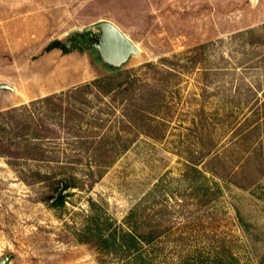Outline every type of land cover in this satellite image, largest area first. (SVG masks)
<instances>
[{
  "label": "rangeland",
  "instance_id": "374dc122",
  "mask_svg": "<svg viewBox=\"0 0 264 264\" xmlns=\"http://www.w3.org/2000/svg\"><path fill=\"white\" fill-rule=\"evenodd\" d=\"M60 2L73 19L45 40L0 31V261L264 264V0ZM102 20L138 48L119 68L90 45ZM54 39L71 52H45ZM115 74L110 96L68 94ZM235 172L246 187L215 174ZM130 232L160 235L105 248Z\"/></svg>",
  "mask_w": 264,
  "mask_h": 264
},
{
  "label": "trees",
  "instance_id": "16d2710c",
  "mask_svg": "<svg viewBox=\"0 0 264 264\" xmlns=\"http://www.w3.org/2000/svg\"><path fill=\"white\" fill-rule=\"evenodd\" d=\"M54 49H60L62 50L64 53H69L71 52V49L67 48V46L60 40H53L51 41L46 47H45V52H51L52 50ZM117 74L115 75H111V76H108V77H103V78H98V79H95L93 81H91L90 83L86 84V85H83V86H78V87H75L74 89H70L68 91V94L69 93H78V92H82V91H85L86 89L87 90H90L91 89H98V93L97 95H103V96H110V94H113V93H116L117 91H121V88L123 87L124 83H119L117 84V86L114 85L115 81L117 80ZM92 91V90H91ZM67 93V92H66ZM66 93H61L60 95H50V96H47V97H43V99H39V100H42V102H49V101H52L54 99H62V97L64 95H66ZM61 110H62V107H61ZM13 113V111L11 110H7V111H1L0 112V117H3V116H7V115H11ZM130 123H134V119H132L130 117ZM21 125L24 127H27V125H30L28 123L26 124H23L21 123ZM25 135H24V132L21 133V134H18L17 137L18 138H23ZM45 136H40V135H31L29 138L26 139L23 138L24 142L25 143V147H28L29 148H33L32 145H38L37 143L39 142V140H42L44 139ZM104 138L101 139L99 142H98V145L96 146L97 149H98V153H99V150L104 148L105 146V143H104ZM36 148V147H35ZM0 155H3V151H1L0 149ZM31 158V157H29ZM219 178H222L224 180H227L228 182H231L233 184H236L242 188L246 187L244 185H241L239 183L238 180H236L235 178H238V173L235 172L234 173V179L233 181L231 180V177H229L228 175L225 177L223 175H219V173H215ZM36 177H38V179L40 181H46V180H49L51 179V177L49 175H41L40 173H38L36 175ZM69 179V178H68ZM67 177L65 178H62V179H59V185L61 184L63 187V191H65L66 189H68L70 186H73L72 183H69ZM52 197V196H51ZM54 198V201H53V204H57V203H61L63 202L64 200V195L61 194L58 198H56L55 196L53 197ZM97 234H100V232L97 231ZM160 235L159 234H156L155 232L153 233H148V235H135V234H132L131 232L130 233H127V234H124L120 237H117V236H111L109 239H104L103 242L106 244L104 245L105 248H111L113 247V245L120 249V251H130L132 249H135V246L136 244H145V243H151L152 240H154L156 237H158ZM92 237H93V234L91 233L89 239L86 238L85 236L84 237H81L79 240L81 241H86L87 243L89 242H92ZM91 239V240H90ZM109 242H111L109 244ZM93 243V242H92ZM102 243V245L104 244ZM136 260H137V264H140V260H139V257H136ZM143 264V263H142Z\"/></svg>",
  "mask_w": 264,
  "mask_h": 264
},
{
  "label": "crops",
  "instance_id": "0c3cea01",
  "mask_svg": "<svg viewBox=\"0 0 264 264\" xmlns=\"http://www.w3.org/2000/svg\"><path fill=\"white\" fill-rule=\"evenodd\" d=\"M60 3H62L60 0H12L10 5L0 3V31L10 37V33L14 32V28L21 26L18 31L16 30L17 33L25 37L34 36L35 39L45 40L47 25H60L62 22L66 25L71 24L70 20L73 19L69 16L71 9L60 7ZM16 10L21 13L15 16L11 14ZM55 92H58V90L48 93L43 92L45 94H38L34 98L45 97Z\"/></svg>",
  "mask_w": 264,
  "mask_h": 264
},
{
  "label": "water",
  "instance_id": "95a60500",
  "mask_svg": "<svg viewBox=\"0 0 264 264\" xmlns=\"http://www.w3.org/2000/svg\"><path fill=\"white\" fill-rule=\"evenodd\" d=\"M253 1V0H252ZM94 29L100 30V35L95 36L91 46L95 48L101 60L107 65L119 68L124 65L132 55L138 54V48L133 42L112 22L99 21L89 25L86 31ZM0 89H12L8 85H0ZM63 193L60 189L56 195L58 198ZM11 255L6 256L0 261V264H7Z\"/></svg>",
  "mask_w": 264,
  "mask_h": 264
},
{
  "label": "flooded vegetation",
  "instance_id": "af4514ba",
  "mask_svg": "<svg viewBox=\"0 0 264 264\" xmlns=\"http://www.w3.org/2000/svg\"><path fill=\"white\" fill-rule=\"evenodd\" d=\"M90 36L92 37V35L90 34ZM94 40V39H93Z\"/></svg>",
  "mask_w": 264,
  "mask_h": 264
}]
</instances>
